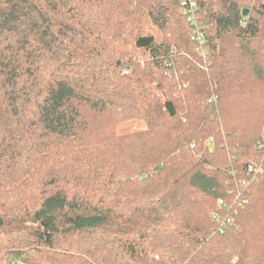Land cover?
<instances>
[{"label":"trees","instance_id":"1","mask_svg":"<svg viewBox=\"0 0 264 264\" xmlns=\"http://www.w3.org/2000/svg\"><path fill=\"white\" fill-rule=\"evenodd\" d=\"M195 2L0 0V264H264V0Z\"/></svg>","mask_w":264,"mask_h":264},{"label":"built area","instance_id":"2","mask_svg":"<svg viewBox=\"0 0 264 264\" xmlns=\"http://www.w3.org/2000/svg\"><path fill=\"white\" fill-rule=\"evenodd\" d=\"M178 2L180 3L182 15L191 30V42L195 45L196 51L204 56L206 54V27L200 21L197 3L195 0H178ZM211 143H213L212 140ZM191 147H194V145ZM256 149L264 153V136L257 141ZM247 173L251 175V180L253 181L260 178L264 174L263 161L251 163L248 166ZM249 184L244 181L241 183V186L245 188ZM250 193L247 189L239 191L235 196L233 192H230L231 200H221L219 202L221 212L213 215V220L217 224L219 234L223 235L227 230L235 226L239 210L249 203Z\"/></svg>","mask_w":264,"mask_h":264},{"label":"rangeland","instance_id":"3","mask_svg":"<svg viewBox=\"0 0 264 264\" xmlns=\"http://www.w3.org/2000/svg\"><path fill=\"white\" fill-rule=\"evenodd\" d=\"M142 129V126L139 124H133L131 123H125L123 126L120 127L119 132L120 133H128V132H134L139 131Z\"/></svg>","mask_w":264,"mask_h":264},{"label":"water","instance_id":"4","mask_svg":"<svg viewBox=\"0 0 264 264\" xmlns=\"http://www.w3.org/2000/svg\"><path fill=\"white\" fill-rule=\"evenodd\" d=\"M248 14H249V11L245 10L244 13H243V16H248Z\"/></svg>","mask_w":264,"mask_h":264}]
</instances>
